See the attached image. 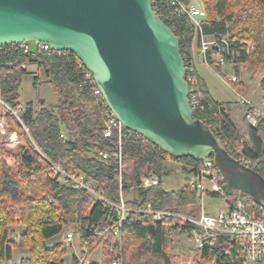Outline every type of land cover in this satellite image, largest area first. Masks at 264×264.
<instances>
[{"label":"trees","instance_id":"1","mask_svg":"<svg viewBox=\"0 0 264 264\" xmlns=\"http://www.w3.org/2000/svg\"><path fill=\"white\" fill-rule=\"evenodd\" d=\"M206 14L203 29L206 34L231 32L242 39H252L254 45L248 56L238 62H247L254 67L264 64V0H202ZM182 43L191 46L196 28L187 19L176 23ZM36 61L43 65L50 77L56 100L46 104L43 99L34 109H27L21 120L28 124L26 131L21 120L14 114L7 119L12 131L18 135L16 142L0 141V264L13 258V247L27 249L28 256L20 264H64L66 248L59 241L48 246L47 241L60 235L65 226L75 224L80 248L89 241L87 256L103 244L105 253L100 261L90 264H112L121 257L123 264H173L169 253L171 234L178 229L192 238L191 227L183 225L180 219L166 218L156 223L151 234L146 226L153 221L149 216L132 213L123 229L121 242L112 241V236L102 237L101 232L112 222L113 213L89 193L74 188L68 182H58L51 171L53 161L67 171L77 172L92 181L96 190L106 191L109 198L119 197L116 161L96 157L95 149L103 145H114L115 139L107 138L98 108L94 101V85L80 88L83 74L77 64L79 58L70 51L48 57L43 53L24 54L17 46L0 48V94L16 111H21L20 87L22 77L27 73L24 64ZM93 80V77L92 79ZM36 84V82H35ZM238 86V83L234 84ZM210 107L217 102L210 99ZM62 134L64 137H62ZM234 158L239 155L253 160V169L264 178V118L251 127L252 144L246 142L238 128L226 114L221 132L216 133ZM124 184L128 191L137 186L141 178L150 172L160 180L175 172L170 162L188 164L182 172L195 174L201 161L193 157H174L136 132L124 141ZM224 189L231 188L222 179ZM162 183L155 188L160 193L177 199V212L197 217V201L191 187V180L177 191L165 192ZM144 200L128 201L135 207L144 205ZM257 209L264 203L256 199ZM23 226L18 232L15 227ZM97 243L95 246L94 244ZM220 245H204L195 255L193 264H231L230 257L223 256Z\"/></svg>","mask_w":264,"mask_h":264},{"label":"water","instance_id":"2","mask_svg":"<svg viewBox=\"0 0 264 264\" xmlns=\"http://www.w3.org/2000/svg\"><path fill=\"white\" fill-rule=\"evenodd\" d=\"M28 41L74 53L127 129L174 157H213L231 188L264 203V178L194 118L180 39L152 0H0V46Z\"/></svg>","mask_w":264,"mask_h":264},{"label":"built area","instance_id":"3","mask_svg":"<svg viewBox=\"0 0 264 264\" xmlns=\"http://www.w3.org/2000/svg\"><path fill=\"white\" fill-rule=\"evenodd\" d=\"M152 4L158 16L167 24L171 23L176 29H178L176 23L181 19L189 20L196 28L197 33L193 40L205 66L218 74L228 85L238 83L239 79L234 66L237 65L242 56L249 55L254 45L252 39H242L241 36L231 32L218 35L206 34L203 29V23L206 20L204 9L190 5L184 0H152ZM30 43L31 41H28L11 46L18 45L24 54H35L32 52ZM34 43L37 47L36 53H43L48 57L63 53V51L54 50L48 43L36 41ZM182 45L184 47L182 55L186 65L185 77L189 88V104L193 116L206 123L215 134L220 133L223 122L226 120L225 105L217 102L212 107L209 106L205 95L206 90L198 76L193 45L187 46L184 42ZM5 46H0V48ZM77 64L83 74V81L79 87L94 85L93 96L100 114L104 136L115 139L114 145H103L95 149L94 153L96 157L102 160L116 161L119 183L118 199L109 198L104 190H96L94 183L87 180L85 175L67 171L53 161L49 160V163L51 171L57 175L58 182H68L74 188L89 193L113 213L112 222L101 232H95L99 236V240L111 235L112 241L121 242L124 226L132 213L149 216L154 224L162 223L166 218H177L181 220L183 225L191 227L193 243L197 248H202L204 245H220L223 256L230 257L231 264H264V206L260 207L258 209L259 214H256L253 212L257 209L256 199L250 194L240 192L234 199L233 205L216 213H210L206 209V197L209 194L223 195L225 190L222 183V172L213 157L201 161V167L192 175L191 187L195 193L199 212L197 217L181 214L172 209L160 208L150 202L135 207L128 205L124 184L126 167L124 165L123 143L134 132L127 129L115 116L94 78L91 80L93 74L83 62L79 59ZM23 67L26 68V64ZM237 94L241 104L246 107V120L250 124L256 125L259 119L264 118V102L263 107H259L239 91ZM10 113L21 120L20 111L14 110L0 94V141L16 142L18 140L17 133L12 131L7 119ZM22 123L25 130L29 131L28 124L23 121ZM62 137H64L63 134ZM237 159L250 167H252L251 163L254 162L242 154ZM160 182L159 176L150 172L141 178L137 186L130 189L147 190L160 185ZM62 237L66 246H74L75 236L72 232H68ZM88 245L89 241L85 243L82 249L80 248V252L76 255V264H90V256L86 254ZM94 245L96 246L97 243ZM112 264H123V260L121 257H116Z\"/></svg>","mask_w":264,"mask_h":264},{"label":"crops","instance_id":"4","mask_svg":"<svg viewBox=\"0 0 264 264\" xmlns=\"http://www.w3.org/2000/svg\"><path fill=\"white\" fill-rule=\"evenodd\" d=\"M186 3L190 4L188 0H184ZM191 5V4H190ZM202 8V7H199ZM31 49L32 52H36L37 47L34 41H31ZM193 45L194 49V57H195V63L196 68L198 71V76L203 84L206 93L210 99H212L214 102L223 103L226 108L227 117L230 121L234 123V125L238 128L239 132L241 133L243 139L248 142L249 144H252L251 140V127L254 126L250 124L245 117V111L246 107L241 104L240 99L238 97L237 92L239 91L242 95L252 100L255 104H257L259 107H263L264 102V64L259 67H254L250 65L247 62H238L237 65L234 66L235 71L238 76V86L228 85L223 79H221L218 74L215 72L210 71L205 64L202 61L201 55L197 52L195 48V41L192 40L191 46ZM26 70L27 73L23 75L22 77V83L24 81V78L26 76L31 77L32 81H30L31 85L35 89H39L42 84H47L50 86V89L52 92H50L48 98H52L53 101L50 104H53L56 100V95L54 92V89L50 82V77L47 75L45 68L43 65L39 64L36 61H31L30 63L26 64ZM36 82V84H35ZM22 86V84H21ZM21 88V87H20ZM20 92V90H19ZM21 97V95H20ZM46 97L40 96L38 94V100L37 102H30L33 107H35L40 99L48 100ZM21 101V98H20ZM22 103V102H21ZM21 110H27L22 104ZM171 165L175 166V171L180 172V176H182L183 182H181L179 185L175 184L176 188H173L174 184L170 183L171 189L165 188V177L162 179L160 186L161 189L165 192H173L180 190L184 185L185 181L187 179L192 180V175H189L187 173L182 172V170L185 169V165L189 167L188 164H182V163H175V162H168ZM129 197H132L133 189L130 190ZM129 193V191H128ZM136 195L132 197V200H144L147 203H153L154 205L164 208V209H178L177 199L173 196L169 197L165 193H160L159 189L153 187L149 188L147 190H135ZM240 194V191L232 189L230 191L224 190L223 195H216V194H209L208 196L212 198L213 200L216 199H224V207L222 209H225L234 203V199ZM131 200V201H132ZM168 203L172 204V207H167ZM220 209V210H222ZM216 213V212H212ZM62 234V233H61ZM185 235V234H184ZM187 235V234H186ZM188 236V235H187ZM57 237V236H56ZM54 237V238H56ZM53 239V238H52ZM59 242L56 241L55 243ZM77 248L79 249L77 252H80V241H77ZM76 252V249L74 247L72 256H71V264H76V255L78 254ZM91 257V255H90ZM89 257V258H90ZM102 255L97 260H91V262H98L100 261ZM65 259V258H64ZM6 262V261H5ZM5 262L3 264H5ZM65 263V261H64Z\"/></svg>","mask_w":264,"mask_h":264},{"label":"rangeland","instance_id":"5","mask_svg":"<svg viewBox=\"0 0 264 264\" xmlns=\"http://www.w3.org/2000/svg\"><path fill=\"white\" fill-rule=\"evenodd\" d=\"M191 5H194L196 7H202V0H188ZM32 43V42H31ZM30 81H32L31 77L26 76L24 78V81L22 83V86L20 88V95H21V102L23 106L27 109H34L32 102H37L38 100V94L42 97L48 98L50 92L52 90L50 89V86L47 84H42L39 89H35L32 87ZM46 104L52 103L53 99L48 98V100H44ZM25 110L20 111V115L22 116ZM255 162L251 163V166H255ZM175 169V166H173ZM176 170V169H175ZM180 172H173L169 176L165 177V188L171 189L176 188L175 184L179 185L182 180V176H180ZM170 183L174 184V186H170ZM132 189H129L126 192V198L128 201L132 200V197L136 195L135 190H133L132 197H129L130 191ZM206 209L208 212H218L220 209L224 207V199H216L213 200L209 196L206 197ZM167 207L171 208L172 204L168 203ZM15 229L18 232H23L24 227L23 226H16ZM68 232H72L74 234V246H66L63 240V235H65ZM171 242H170V247H169V253L172 257L173 264H193V260L195 255L198 253L200 248H197L195 244L193 243V239L189 238L186 234L184 235L181 233L180 229L177 231L173 232L171 234ZM61 241L64 244V247L67 249L66 254H65V263L64 264H71V256L74 250V247L76 249V252L79 250L77 248V241L79 242V235L76 232V227L75 224L67 225L65 226L62 234L58 235L56 238L50 239L47 241L48 246H53L56 241ZM78 253V252H77ZM105 253V247L103 244H100L98 247L95 248V250L91 253V259L92 260H97L100 258L101 255ZM28 256V251L27 249H22L19 247H13V258L11 260H7L5 264H20V261L22 258Z\"/></svg>","mask_w":264,"mask_h":264}]
</instances>
